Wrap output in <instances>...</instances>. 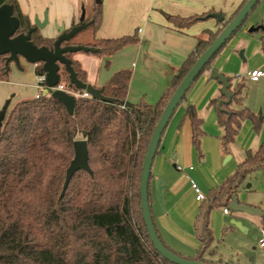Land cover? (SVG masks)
<instances>
[{"label": "trees", "instance_id": "obj_1", "mask_svg": "<svg viewBox=\"0 0 264 264\" xmlns=\"http://www.w3.org/2000/svg\"><path fill=\"white\" fill-rule=\"evenodd\" d=\"M245 1L220 22L215 31H204L197 38L194 49L153 104L141 99L135 104L125 105L131 70L122 68L115 71L103 86L104 95L113 98L112 101L78 97L73 113L69 114L62 102L41 91L39 97L22 99L11 107L0 129V264H173L154 248L142 217L139 186L143 158L154 127L171 95ZM5 3L13 6V14L20 21L18 33L26 32L31 24L17 0H0V6ZM210 14L168 18L177 26L184 27ZM101 15V2L95 3L87 20L91 21L89 25L94 30ZM54 39L43 37L39 30L31 34L32 42L38 47H51ZM137 40L136 36L127 35L94 39L87 45L97 48L94 53L111 56ZM261 42L264 50V34ZM69 44L75 43L71 39L63 43ZM220 50L197 78L211 69ZM72 55L66 54L77 78L87 83L84 69ZM4 62L5 57L0 55V79L7 78L10 71ZM62 71L68 79V74L60 66V77ZM35 73H44L41 64L35 67ZM227 78L230 82L231 78ZM243 80L240 79L234 88L229 87L232 94L229 102L220 105L219 99L209 102L217 109L224 148L235 140L244 120H251L255 130L259 128L256 114L241 106L246 87ZM59 83L68 87V83L61 80ZM185 98L186 94L182 100ZM185 113L191 121L193 146L201 157L202 119L193 105H187ZM77 139L86 141L92 173L76 171L64 195L59 198L66 169L74 156L73 143ZM157 153L158 148L155 155ZM255 170L264 171V141L255 150L247 149L234 171L202 198L195 222L200 245L192 255L171 248L152 215L163 245L190 260L224 264L209 256L214 252L209 216L214 208H228L246 176ZM151 178L152 172L150 181ZM149 203L151 205L150 187ZM261 228L264 229V221Z\"/></svg>", "mask_w": 264, "mask_h": 264}, {"label": "crops", "instance_id": "obj_2", "mask_svg": "<svg viewBox=\"0 0 264 264\" xmlns=\"http://www.w3.org/2000/svg\"><path fill=\"white\" fill-rule=\"evenodd\" d=\"M242 1L101 0L102 15L94 39L134 35L138 39L137 42L127 44L111 56L104 55L106 60L99 57L94 59L78 53H73L72 57L84 69L87 83L95 87H103L115 71L129 68L131 77L127 87L126 102L135 104L144 99L153 104L164 93L172 76L194 49L197 38L204 31H215L220 23L217 19L206 16L189 26L179 27L168 16L188 17L219 13L225 21ZM17 2L31 24L35 17L42 20L44 13H47L48 23L44 28L39 29V34L48 38H55L59 34L56 25H63L65 30L77 25L81 8L85 10L84 21L88 22L96 3L92 4V0H17ZM250 33L252 32H248L246 28L238 31L212 62L211 69L214 68L231 78V89L242 78L251 88L257 89L260 84H264V78L251 81L247 77L248 71L262 69L264 66V60L261 59L262 42L253 45ZM240 50L243 51V59L239 57ZM94 67H97V71ZM9 68L7 78L0 79V112L5 108L2 122L16 102L33 98L25 95L22 89L23 82L21 79H16L20 75L15 69L11 71L10 66ZM19 69L22 70L21 67ZM32 69L36 78L34 65ZM209 74L210 70L205 71L193 82L186 92V98L173 112L151 166L150 196L151 189L156 191L155 182L158 179L162 180L163 187L162 209L158 207L154 214L151 209V213L167 244L185 255H192L200 245L196 236L195 222L202 201L195 198L190 180H193L201 193L206 195L210 189L219 186L234 171L237 164L244 159L245 151L250 149L254 142L258 143L256 139L261 137L259 134L251 133V129L248 128L238 144L241 148L244 147V150L235 149V145L229 146L231 143L227 148L223 147L221 142L223 130L217 123V109L209 102L211 99L226 98L220 91L221 85L216 79L210 78ZM35 82L27 83L26 86L35 87ZM187 105H193L198 117L202 119L201 157L198 156L192 143L191 121L185 113ZM237 139L238 136L232 143L234 144ZM238 199L242 202L241 198ZM223 208L221 214L210 213L209 222L213 232L217 230L219 220L224 217L239 220L243 225L242 219L245 217L241 211L233 213L229 211L225 214ZM239 232L247 233L248 230ZM253 251L250 249L246 252L249 256L248 260L237 264H253L255 261ZM209 256L215 260L221 259L215 251ZM220 261L222 262V259Z\"/></svg>", "mask_w": 264, "mask_h": 264}, {"label": "water", "instance_id": "obj_3", "mask_svg": "<svg viewBox=\"0 0 264 264\" xmlns=\"http://www.w3.org/2000/svg\"><path fill=\"white\" fill-rule=\"evenodd\" d=\"M259 0H246L236 15L223 27L216 38L211 44L205 49V51L198 57L190 70L186 73L184 78L181 80L166 106L164 107L162 114L156 123L153 133L150 137L147 145L146 153L142 162L141 176H140V208L142 211V217L147 230V234L159 254L173 264H212L198 260H190L181 257L174 252L167 249L160 241L151 213V205L149 203V187H150V172L153 159L155 157L156 150L159 146L162 132L167 126L173 112L177 106L181 103L187 90L191 87L195 79L198 77L204 66L212 59V57L227 43L234 32L239 29L248 15L252 12ZM96 3H100L101 0H95ZM223 21V16L219 13H211L209 15ZM85 10L81 8V14L79 23L72 26L69 30H65L63 25H56L58 35L55 37L51 47L35 45L31 40V34L36 30L42 29L48 23L47 13H44L43 19L40 20L38 17L33 19V23L29 25L26 32L18 33L20 27L19 19L13 14V6L11 4H2L0 6V55L5 57V67L9 68L10 63L13 62L18 68H20V59L32 64H41L44 72V82L47 86L43 89V94H49L53 98L58 99L64 105L66 111L72 114L74 111L76 99L72 94L61 90L54 89L60 82V66H63L64 70L68 74V87L75 88L80 91L85 90L91 97L104 100L112 101L113 98L104 95V87H95L89 83H84L77 78L71 66V59L66 56L67 53H76L78 51L85 52H96L97 48L85 45H63L64 42L69 41L76 33L86 28L91 21L85 22ZM257 30L264 31V25H252L247 31L254 32ZM239 57L243 59V51L240 50ZM210 78L216 79L221 85L220 91L226 99H219L218 105L222 102H229L232 94L229 90L230 82L228 78L219 73L216 69H210ZM125 105H132L129 102H125ZM5 108L0 112V129L2 120L4 117ZM74 156L71 159L64 177V182L59 195L61 198L68 186V183L73 174L78 170H84L88 173H92L88 163V150L87 144L84 139H77L73 143ZM229 155L227 156V158ZM162 180L158 179L155 182L157 198L162 202ZM228 210L231 212L241 211L248 214H260L261 210L257 207L248 205L240 202L237 195H234L232 201L228 205ZM231 224L237 227L241 232H246L247 228L242 225L239 220L232 218Z\"/></svg>", "mask_w": 264, "mask_h": 264}, {"label": "rangeland", "instance_id": "obj_4", "mask_svg": "<svg viewBox=\"0 0 264 264\" xmlns=\"http://www.w3.org/2000/svg\"><path fill=\"white\" fill-rule=\"evenodd\" d=\"M95 3V0H92ZM89 13L91 11H88ZM88 13V14H89ZM252 25H264V0H259L256 4L252 12L248 15L245 20L242 28L248 29ZM264 34L262 30H257L252 33L251 39H253L255 45L257 42H261V36ZM95 30L92 26L88 25L86 28L80 30L76 33L72 38V42L75 44L72 45H85L92 42L94 40ZM82 55H88L93 57L94 59H105V56L98 53H90L85 51L76 52ZM260 55V54H259ZM73 56V55H72ZM262 56V57H261ZM261 59L264 60V50L261 54ZM106 60V59H105ZM104 60V63H105ZM104 63L102 68L104 69ZM22 64V65H21ZM32 63L25 61L24 59H20V70L13 62L10 63L11 71L15 69L20 77L16 78L17 80L21 79L22 89L25 91L26 96H35L37 89L32 86H26V84L34 83L36 78L33 76ZM97 67H94L96 70ZM264 70V66L262 67ZM97 71V70H96ZM61 82L68 83V79L66 78L64 72H61L60 77ZM27 84V85H28ZM243 106L248 107L251 111H253L259 119V128L255 130L253 127V123L251 120H244L239 128V131L236 136L238 139L235 143H231V145H235V149H243L238 144L241 139H243L245 133L248 131V128L251 129V133L259 134L261 137L256 139L257 142H254V145L250 146L251 150H255L258 145L264 141V84H260V86L255 89L248 87V84L245 87V97L243 99ZM258 137V136H257ZM236 138V137H235ZM244 150V149H243ZM150 181V188L151 186ZM237 196L241 198V201L253 206H256L261 210L260 214H248L246 212H242L241 214L245 217L242 219L243 225L247 228V233H240L234 225H231V218L224 217L221 218L218 222V227L215 232L212 230L213 234V243L212 247L217 254L222 259V262L228 264H236L239 262H245L248 260L249 256L247 255V251L253 249L255 255V261L253 264H264V251L258 247L257 241L261 236V228L262 221H264V171L263 170H255L252 173L248 174L243 181V183L239 186ZM162 209V202L157 198L156 191L151 189V209L152 213L156 212L157 208ZM222 213V208H214L211 213ZM233 213V212H232ZM239 215V214H238ZM246 215V216H245ZM154 216V215H153ZM211 216V214H210ZM155 219V217H154ZM219 259V258H216ZM219 259V260H221Z\"/></svg>", "mask_w": 264, "mask_h": 264}, {"label": "built area", "instance_id": "obj_5", "mask_svg": "<svg viewBox=\"0 0 264 264\" xmlns=\"http://www.w3.org/2000/svg\"><path fill=\"white\" fill-rule=\"evenodd\" d=\"M33 65H34V67H36L38 64H33ZM247 77L251 81H257L260 78H264V70L263 69H258V68L252 69V70L247 72ZM44 78H45L44 73L43 74H36L35 88L37 89V92H36V94L34 96L36 98L39 97V95H40L41 91H43V89L47 88V86L45 85V82H44ZM54 89L64 90V91L72 94L75 98H78V97H89L90 96L85 90L80 91V90L75 89V88L65 87L61 83H59L55 87H52V90H54ZM190 185H191V188L193 189V191L195 193V198L197 200H202L204 195L199 190L197 184L193 180H190ZM223 212L225 214H228L229 210L226 207H224L223 208ZM257 244H258V247L264 251V230H262V229H261V236L258 238Z\"/></svg>", "mask_w": 264, "mask_h": 264}]
</instances>
